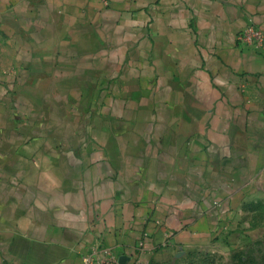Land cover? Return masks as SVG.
<instances>
[{
	"label": "crops",
	"instance_id": "1",
	"mask_svg": "<svg viewBox=\"0 0 264 264\" xmlns=\"http://www.w3.org/2000/svg\"><path fill=\"white\" fill-rule=\"evenodd\" d=\"M249 22L264 0H0V264H158L242 232L264 204Z\"/></svg>",
	"mask_w": 264,
	"mask_h": 264
},
{
	"label": "rangeland",
	"instance_id": "2",
	"mask_svg": "<svg viewBox=\"0 0 264 264\" xmlns=\"http://www.w3.org/2000/svg\"><path fill=\"white\" fill-rule=\"evenodd\" d=\"M261 209H249L246 228L239 233H225L229 237L225 235L226 240L215 248L163 256L158 264H264V204Z\"/></svg>",
	"mask_w": 264,
	"mask_h": 264
},
{
	"label": "built area",
	"instance_id": "3",
	"mask_svg": "<svg viewBox=\"0 0 264 264\" xmlns=\"http://www.w3.org/2000/svg\"><path fill=\"white\" fill-rule=\"evenodd\" d=\"M236 44L241 49L264 50V27L249 22L236 35ZM83 264H145L133 256H120L105 246L91 249L82 256Z\"/></svg>",
	"mask_w": 264,
	"mask_h": 264
}]
</instances>
